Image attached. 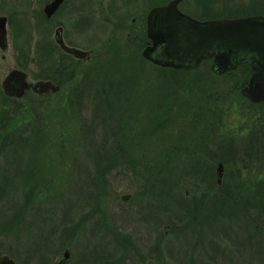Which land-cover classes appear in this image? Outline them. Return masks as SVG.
<instances>
[{
    "label": "rangeland",
    "instance_id": "1",
    "mask_svg": "<svg viewBox=\"0 0 264 264\" xmlns=\"http://www.w3.org/2000/svg\"><path fill=\"white\" fill-rule=\"evenodd\" d=\"M170 1L77 0L79 9L69 6L68 39L93 53L83 66L65 61L61 76L50 66L55 56H69L57 50L52 28L11 30L5 59L0 49V87L19 63L29 65L31 81L54 71L63 83L59 91H28L5 106L0 91V232L7 238L0 253L19 264H57L71 248L68 264H99L114 258L117 241L116 264H222L221 250H264V109L240 93L253 69L243 64L217 74L211 61L181 70L148 60V12ZM88 3L83 15L78 10ZM179 9L204 20L236 18L264 14V0H215L207 13L197 0H182ZM79 80L85 94L72 104V93L63 92L80 89ZM217 89L232 95L215 101ZM93 104L101 107L95 128ZM62 106L67 115L57 111ZM110 114L126 125L118 138L124 147L118 145L120 163H100L106 174L100 180L94 158L78 152L86 147L79 139L82 127L90 137L89 125L100 141ZM198 149L206 158L195 155ZM126 193L132 198L121 200Z\"/></svg>",
    "mask_w": 264,
    "mask_h": 264
},
{
    "label": "water",
    "instance_id": "2",
    "mask_svg": "<svg viewBox=\"0 0 264 264\" xmlns=\"http://www.w3.org/2000/svg\"><path fill=\"white\" fill-rule=\"evenodd\" d=\"M182 0L153 8L148 16L149 35L154 39L153 47L145 50L146 58L162 65L180 68L197 67L203 60L212 58V69L222 74L235 69L239 64L248 63L254 73L249 84L242 88V93L252 101L264 100V15L237 18L211 19L198 21L183 13L178 5ZM55 0L51 8L60 4ZM6 28L0 23V46H7ZM65 49L77 57L89 56L88 51L65 46ZM7 94L21 96L27 86L26 73L14 70L4 79ZM35 89L41 93L56 90L50 81H38ZM218 183L222 182L224 165L217 167ZM132 194H122L121 199L128 201ZM65 251L60 264L69 258ZM0 264H16L5 255Z\"/></svg>",
    "mask_w": 264,
    "mask_h": 264
},
{
    "label": "flooded vegetation",
    "instance_id": "3",
    "mask_svg": "<svg viewBox=\"0 0 264 264\" xmlns=\"http://www.w3.org/2000/svg\"><path fill=\"white\" fill-rule=\"evenodd\" d=\"M54 1L55 0H0V23L4 22V25L6 28V36H7L6 48H2L0 46V49L4 52V54L2 56L3 59L6 58L5 52L8 51V49L10 47V32H11V30L13 28L14 29H19V28H29L30 29V27H32V29H34V30H41L42 29L43 31H47L50 28H52L54 30L52 40H53V43L56 45L57 50H61L63 52V54L69 56L68 59L65 58V60L58 61V59H56L57 56L54 55L55 60H53V63L50 66V70H51V68H54V69L56 68L57 71H60V73H59L60 76L62 75V72L66 67L65 61L67 63L68 62L76 63V64H73V66L76 67L78 65L83 66V62H85L88 59H91L92 53H93V51L91 49H88L86 46H83V44L79 43L77 40L72 41L71 39H68L67 16H69V6H70L71 11H73L74 9H79V6L77 5V0H61L60 4L57 7L51 8V5L53 4ZM87 1H89V3H90V2H93L94 0H87ZM89 3L86 7L83 6L82 9H80L78 11H80L83 14L84 13L83 11H86L87 7L89 5H91ZM66 8L68 10H65ZM152 9L153 8H151L149 10L148 15H147V20H146L147 29H149L148 16H149L150 11ZM84 14H86V13H84ZM83 15L82 16L80 15V18H78L79 21L76 23V25L78 27H80V28H78V29H80L79 31H81L83 29V26L85 23ZM262 15H264V14H262ZM71 18H72V16H71ZM71 18H70V22H71ZM80 36L82 37V35H80ZM80 36H79V40H81V42H83V39ZM148 36L151 38L150 45H149V47L151 48V47H153L152 46L153 37L151 35H149V32H148ZM65 46L77 48V49L84 50V51H88L89 56L77 57L73 53L66 50ZM52 59H53V57H52ZM150 61H152V60H150ZM152 62L156 63V64H160V63H157L154 61H152ZM25 64H27V63H19L18 66L12 67V69H10V71H8V73L2 79L0 91H4L5 96L13 98V99H19V98H22L23 96H25L28 93V91H34L35 93L40 94L41 92H39V90L35 89V84L41 80L50 81L56 85L57 89L56 90L50 89V90H48L49 92L61 90L63 82H56V77H55L56 74L54 71L52 73L51 78L48 77L47 79H40V80L31 81L30 80V73H31L30 67L28 64L27 65H25ZM160 65H162V64H160ZM164 66H166V65H164ZM14 70H20V71H23L26 73L27 86L24 90L25 91L24 94L21 96H15L14 94L11 95V94H7L5 92L6 89L4 88V83H3L4 79L9 75L10 72H12ZM74 73H75L74 76L78 75L76 73V71H74ZM75 84L76 85L79 84L80 89L77 88L74 90L73 88H69L65 91H83L82 89H84V88H83L82 81H80V80L76 81ZM246 85H244V86H246ZM240 93H241V91H240ZM241 95L243 96V98L245 100H247L253 104L262 105V107L264 109V100L255 102V101H252L249 98H247L242 93H241ZM195 152H196L195 153L196 156L200 155L203 158H206V155H205L207 153L206 151H203V150L201 151V149H198ZM1 227H3V226H0V228ZM6 240H7L6 233L0 232V246L1 245L4 246L7 243ZM115 245H116V249H113L114 250L113 251L114 252V254H113L114 258L111 260L106 259V258L97 259V262L99 264H116V262H119L120 244L117 241H115ZM66 251H69L70 255L64 264H68L72 260V258H74V257H72L71 248L67 249ZM240 251H241V253H238V254L228 253L226 250L219 251V253H222L220 255L225 256V262H223L222 264H241L239 262H242V264H264V263H261V260L264 261V250L261 252L254 251L255 253L253 252V250H252V252H249L247 250L246 251L240 250ZM0 252H1V250H0ZM214 252H216V251H214ZM138 253H140V250L138 251ZM216 254H218V253L216 252L214 254H211L210 256L212 258H214V260H216ZM5 255L12 258L16 262V264H19V262H17L16 259L12 255H10L6 252L0 253V258L5 256ZM236 255H238L237 256L238 259L235 257ZM256 255H258L257 258H256ZM251 258L253 260H257L258 263H253ZM144 259L146 261L147 256ZM244 259H245V262H243ZM60 261L57 264H60ZM108 261H112V262L107 263ZM76 264H85V263H84V261L79 260V262H77Z\"/></svg>",
    "mask_w": 264,
    "mask_h": 264
},
{
    "label": "trees",
    "instance_id": "4",
    "mask_svg": "<svg viewBox=\"0 0 264 264\" xmlns=\"http://www.w3.org/2000/svg\"><path fill=\"white\" fill-rule=\"evenodd\" d=\"M214 2H215V0H197V3L199 5V7L202 8V10L204 12H206V13L209 12L208 10L212 8ZM254 15H256V14H254ZM195 18L203 19V17H195ZM240 66H243V64H241ZM246 66L249 67L250 65L248 66L246 64ZM235 70H237V69H235ZM232 71H234V70H232ZM229 72H231V71H229ZM251 72H252V70H251ZM247 83H248V79H245V80H243V82L241 84H242V86H244ZM63 93H68V91H64ZM71 93H72L71 97H74V98H72V100H70V101H72V104L75 103V102L78 103L79 101H80V103L82 102V97L85 94L84 91H69V94H71ZM211 94L215 95L214 96V99H216L215 101H219V99L220 98L223 99L224 96L232 95V91H229V90L228 91H220V90L217 89L215 91L214 90L211 91ZM2 95H3L4 98L1 95L0 96L2 98L1 100H2V103H3L4 106L7 105V104H5V102L9 103V102L12 101V102L16 103L15 101L18 100V99L9 100L8 98H10V97L5 96L4 93H2ZM59 103H60V101L58 102V104ZM49 104H52V101H50ZM11 105L14 106V104H11ZM214 105H216V103H214ZM19 107H21V109H23L22 108L23 106H19ZM19 107H17V108H19ZM92 108H93V114H92V117H91V123H94V125H93V127H94L95 125L99 124V122L95 123L96 120L101 121V117H100V114H99V111L101 110V107H100V105L93 104ZM58 110L61 111V114H63L65 112L64 115H67V110L68 109L65 106H62V107L58 108L57 111ZM111 118H112L111 114L106 118V127H105V130L103 131V133L101 134L100 141H98V140L96 141V139L93 138L94 135H96L98 137L99 134L96 131V129L93 130V127L89 126V125H87L86 130L88 132H90L89 135H88L90 137L86 136V132H84V127H82L81 130L83 131L84 134H83L82 138L79 139L80 144L83 143L84 146L86 145V147L82 148V149H79L78 152H82L83 155H84V153H86V157H88V159L91 158L89 160V162H91V163H92V160L94 158L95 161H93V163L98 168L97 169V171H98L97 176H99L98 178H100V180L106 178V174L104 173L100 163H102L105 159L106 160L109 159L107 162H109V164L115 166V164L117 162L120 163V160L118 158H120V159L122 158V157H119V156H120V152H122L123 149L118 147V145L122 146L123 143H118V141H120L118 138H119L120 135L124 136L126 125L124 124V121H122L121 117L119 119L115 120V121H114V119H116V118H114L113 120H111ZM110 120H111V122H114V123L113 124L110 123ZM91 123H90V125H91ZM97 128H99V125L97 126ZM91 131H94V133H95L92 136H91V134H92ZM49 135L47 136L48 139H46V140H48V141L46 142V144H48L49 142L51 143V141H52V137L49 136ZM182 146L184 147V144H182ZM123 147H124V145H123ZM186 151L193 153L192 147L189 146V145L186 147ZM75 153H77V152H75ZM103 153H105V154H103ZM89 162H88V164H89ZM130 162H131V160H130ZM42 178H43V180H45L46 176H43ZM86 178H88V177H86ZM27 182L31 184V182H33V180L32 179H28Z\"/></svg>",
    "mask_w": 264,
    "mask_h": 264
}]
</instances>
